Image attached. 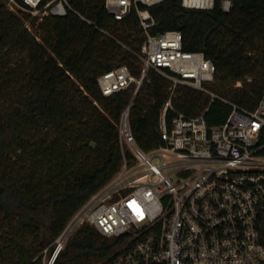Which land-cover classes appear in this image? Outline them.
<instances>
[{
    "label": "trees",
    "instance_id": "16d2710c",
    "mask_svg": "<svg viewBox=\"0 0 264 264\" xmlns=\"http://www.w3.org/2000/svg\"><path fill=\"white\" fill-rule=\"evenodd\" d=\"M67 2L65 15L32 20L28 29V13L0 0V264H42V251H51L69 218L119 169L116 125L130 102L137 145L149 151L164 144L169 79L149 70L135 94L130 87L104 96L97 85L101 72L120 64L140 76L129 50H138L144 38L137 16L120 23L104 0ZM149 11L155 20L150 35L178 30L184 50L202 51L216 67L207 84L216 97L174 87L168 127L175 112L204 113L208 126L221 124L230 111L222 99L256 106L264 92V0H234L227 12L218 3L205 10L164 0ZM122 240L84 224L53 264H100Z\"/></svg>",
    "mask_w": 264,
    "mask_h": 264
},
{
    "label": "built area",
    "instance_id": "2783aa9c",
    "mask_svg": "<svg viewBox=\"0 0 264 264\" xmlns=\"http://www.w3.org/2000/svg\"><path fill=\"white\" fill-rule=\"evenodd\" d=\"M163 1L104 0L108 13L120 23L135 14L144 38L138 50L129 49L139 60L140 76L120 64L101 72L97 85L104 96L130 87L135 94L149 70L169 79L160 125L164 144L149 151L137 145L130 102L116 125L122 153L119 169L69 218L49 255L47 248L42 251V264H53L84 224L102 236L123 238L119 251L100 264H264V92L253 109L222 99L230 111L219 125L208 126L204 113L175 112L168 127L165 116L173 109L174 87L187 85L216 97L207 87L216 67L202 51L184 50L180 31L148 33L155 24L149 8ZM233 1L181 4L210 10L218 3L227 12ZM5 4L28 13V29L32 20L65 15L69 7L67 0Z\"/></svg>",
    "mask_w": 264,
    "mask_h": 264
},
{
    "label": "rangeland",
    "instance_id": "374dc122",
    "mask_svg": "<svg viewBox=\"0 0 264 264\" xmlns=\"http://www.w3.org/2000/svg\"><path fill=\"white\" fill-rule=\"evenodd\" d=\"M5 5H6V4H5ZM6 7H7V6H6ZM13 7H14V9H9L8 7H7V8H8L9 10H11V11L18 10L17 7H16L15 5H13ZM25 12H26V11H25ZM26 13H27V12H26ZM25 20H26V18L24 19V21H25ZM213 81H214V80H213ZM213 81H212V82H213ZM239 85H240V84H236V86H239ZM77 217H78V216H77ZM77 217H76V218H77ZM49 253H50V252L47 251V255H49Z\"/></svg>",
    "mask_w": 264,
    "mask_h": 264
},
{
    "label": "bare ground",
    "instance_id": "6f19581e",
    "mask_svg": "<svg viewBox=\"0 0 264 264\" xmlns=\"http://www.w3.org/2000/svg\"><path fill=\"white\" fill-rule=\"evenodd\" d=\"M77 218H79V216Z\"/></svg>",
    "mask_w": 264,
    "mask_h": 264
}]
</instances>
